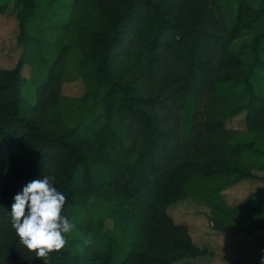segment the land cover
<instances>
[{
  "label": "trees",
  "instance_id": "obj_1",
  "mask_svg": "<svg viewBox=\"0 0 264 264\" xmlns=\"http://www.w3.org/2000/svg\"><path fill=\"white\" fill-rule=\"evenodd\" d=\"M229 1L235 11L221 0H72L51 61L49 43L27 24L36 0H0V14L14 2L23 45L16 66L0 69V264L204 257L211 253L168 213L192 196L217 232L264 230V190L236 207L222 196L255 178L247 155L256 149L236 141L227 119L245 111L248 130L264 141V0ZM245 33L254 35L248 70L233 49ZM73 49L86 87L80 105L63 95ZM92 103L102 107V124L90 116ZM43 174L66 196L74 228L61 250L38 258L16 235L11 207ZM248 264H264V256Z\"/></svg>",
  "mask_w": 264,
  "mask_h": 264
},
{
  "label": "rangeland",
  "instance_id": "obj_2",
  "mask_svg": "<svg viewBox=\"0 0 264 264\" xmlns=\"http://www.w3.org/2000/svg\"><path fill=\"white\" fill-rule=\"evenodd\" d=\"M5 2L6 0H1ZM11 6L0 14V69H12L23 51V45L17 40L19 35V23L17 10ZM36 13L31 15L27 21L30 32L45 42L52 48L53 61L59 53L56 43L57 31L60 25L69 21L71 14L72 0H36ZM221 6L227 9L229 6L237 8L236 2L221 0ZM252 33H245L242 38L233 44L234 51L242 53L244 68L248 70L255 61L253 52ZM81 52L77 49L71 50L66 65L65 84L63 85V95L75 99L76 105L86 93V87L79 77L78 60ZM23 77H30V68L23 69ZM224 91V90H223ZM222 91V92H223ZM32 88L27 91L31 97ZM247 98H243L245 104ZM77 107V106H76ZM74 112L78 111L75 107ZM102 107L94 106L92 103L91 117H96L98 123H103ZM72 118L69 119L71 122ZM226 128L236 133V141L252 143L256 152L247 155V161L252 168L255 178H248L225 188L222 191L223 200L231 207L245 205L249 202L251 195L264 190V141L256 138L246 124V112L227 119ZM197 189L190 190L193 195ZM193 197V196H192ZM192 197L172 205L168 213L178 224H185L189 228L191 238L196 246L207 249L211 254L195 260H183L175 264H248L256 263L264 256V230L256 234H237L232 232H217L213 228L211 212L208 207L194 200ZM259 208H264V201L259 202ZM258 215V214H257ZM112 227V221L107 224Z\"/></svg>",
  "mask_w": 264,
  "mask_h": 264
},
{
  "label": "clouds",
  "instance_id": "obj_3",
  "mask_svg": "<svg viewBox=\"0 0 264 264\" xmlns=\"http://www.w3.org/2000/svg\"><path fill=\"white\" fill-rule=\"evenodd\" d=\"M65 202L66 196L56 187L54 178L46 174L14 196L12 227L20 242L36 257H47L65 246L66 234L74 228L64 214Z\"/></svg>",
  "mask_w": 264,
  "mask_h": 264
},
{
  "label": "crops",
  "instance_id": "obj_4",
  "mask_svg": "<svg viewBox=\"0 0 264 264\" xmlns=\"http://www.w3.org/2000/svg\"><path fill=\"white\" fill-rule=\"evenodd\" d=\"M201 258V257H200ZM197 259H199V258H197ZM195 260V259H194ZM178 263V262H177Z\"/></svg>",
  "mask_w": 264,
  "mask_h": 264
}]
</instances>
